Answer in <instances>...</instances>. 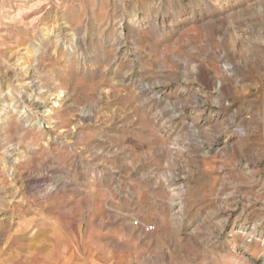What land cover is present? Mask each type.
Returning <instances> with one entry per match:
<instances>
[{
    "label": "rangeland",
    "instance_id": "374dc122",
    "mask_svg": "<svg viewBox=\"0 0 264 264\" xmlns=\"http://www.w3.org/2000/svg\"><path fill=\"white\" fill-rule=\"evenodd\" d=\"M0 264H264V0H0Z\"/></svg>",
    "mask_w": 264,
    "mask_h": 264
}]
</instances>
